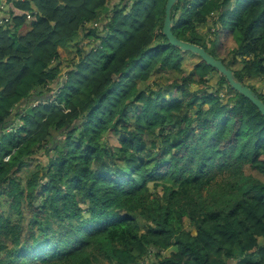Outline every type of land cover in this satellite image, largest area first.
Wrapping results in <instances>:
<instances>
[{
  "label": "trees",
  "instance_id": "1",
  "mask_svg": "<svg viewBox=\"0 0 264 264\" xmlns=\"http://www.w3.org/2000/svg\"><path fill=\"white\" fill-rule=\"evenodd\" d=\"M166 3L6 1L0 264H264V116L169 43ZM172 20L264 101V0Z\"/></svg>",
  "mask_w": 264,
  "mask_h": 264
},
{
  "label": "water",
  "instance_id": "2",
  "mask_svg": "<svg viewBox=\"0 0 264 264\" xmlns=\"http://www.w3.org/2000/svg\"><path fill=\"white\" fill-rule=\"evenodd\" d=\"M62 1V0H61ZM178 0H167L165 6V18L163 23V34L169 40V43L173 46L179 47L184 52H192L199 56L202 60L206 62L207 65L216 69L226 81L229 83L232 89L242 94L244 97L248 98L264 116V101L259 98L258 94L255 93L249 86L242 83L234 74V72L228 68L221 60L216 59L211 55L205 48L200 45L184 41L179 39L172 32L173 20H172V10Z\"/></svg>",
  "mask_w": 264,
  "mask_h": 264
},
{
  "label": "rangeland",
  "instance_id": "3",
  "mask_svg": "<svg viewBox=\"0 0 264 264\" xmlns=\"http://www.w3.org/2000/svg\"><path fill=\"white\" fill-rule=\"evenodd\" d=\"M6 1H7V0H6ZM201 28H202V31L206 34L205 36L208 37V39L212 38V37H211V36H212V35H211V32L208 31L206 27L202 26ZM212 30H213V28H212ZM87 43H88V40H85V41H84V44H87ZM84 44H82V47H83V48H84V47L86 48V46H85ZM87 47H88V46H87ZM68 48L70 49V51H71V53H72L71 56H73V53L75 52L74 43H72L70 46H68ZM217 48H218V54H227V48L223 45L222 41H221V43L217 44ZM63 49H64V48H60L59 51H60V52H63V51H64ZM64 56H65V55H64ZM69 59H70V56H69V57H63V60H64L66 63H68V60H69ZM191 64H192V63L190 62V60H189V61H186V63H185V69H187V71L191 69V66H192ZM214 81H216V80H214ZM223 95H224V94H223ZM40 161H41V160L36 159L34 165L39 164ZM26 172H28L27 169H26ZM257 176H259V175H257ZM260 179L264 182V176H260ZM185 224H186V229H187V230H192V229H193L192 226L189 224V222H188L187 220L185 221ZM259 241H263V238H259ZM164 254H166V253L164 252ZM140 262H141L142 264H151L152 262H153L154 264H158L157 259L152 258V257H151V263H150V258H149V257L140 260ZM238 262H239L238 264H244V260H243V258H242L240 261L238 260Z\"/></svg>",
  "mask_w": 264,
  "mask_h": 264
},
{
  "label": "built area",
  "instance_id": "4",
  "mask_svg": "<svg viewBox=\"0 0 264 264\" xmlns=\"http://www.w3.org/2000/svg\"><path fill=\"white\" fill-rule=\"evenodd\" d=\"M7 9V5H6V1H4V2H2L1 4H0V9L1 10H3V9ZM4 16V15H3ZM1 17L0 18V25H2V24H4L5 22H7L9 19L8 18H6V17Z\"/></svg>",
  "mask_w": 264,
  "mask_h": 264
},
{
  "label": "crops",
  "instance_id": "5",
  "mask_svg": "<svg viewBox=\"0 0 264 264\" xmlns=\"http://www.w3.org/2000/svg\"><path fill=\"white\" fill-rule=\"evenodd\" d=\"M2 1L4 2V1H6V0H0V3H1ZM3 12H4V13H3ZM3 12L0 11V17L3 16V15L7 12V9L5 8V10H4Z\"/></svg>",
  "mask_w": 264,
  "mask_h": 264
}]
</instances>
